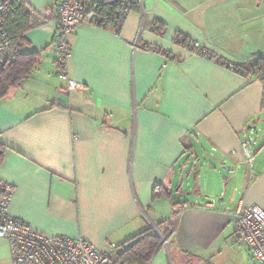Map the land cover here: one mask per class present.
<instances>
[{
	"label": "crops",
	"instance_id": "1",
	"mask_svg": "<svg viewBox=\"0 0 264 264\" xmlns=\"http://www.w3.org/2000/svg\"><path fill=\"white\" fill-rule=\"evenodd\" d=\"M21 1L34 22L17 44L38 55L0 99L8 213L110 255L149 227L173 224L149 264H258L237 236V211L264 210L263 85L220 61L264 58V0H140L118 33L87 15L69 37L72 90L54 60L57 0ZM156 186L171 197L152 199ZM0 264H11L4 239Z\"/></svg>",
	"mask_w": 264,
	"mask_h": 264
},
{
	"label": "built area",
	"instance_id": "2",
	"mask_svg": "<svg viewBox=\"0 0 264 264\" xmlns=\"http://www.w3.org/2000/svg\"><path fill=\"white\" fill-rule=\"evenodd\" d=\"M20 0H0V73L5 63L12 59L14 47L7 29L14 5ZM32 23L34 11L27 10ZM85 12L83 0H57L54 60L57 76L66 83L68 90L78 88V84L67 74L68 60L71 57L69 37L81 24ZM130 12L128 7L117 12L123 22ZM196 48L202 47L195 42ZM201 53L207 57L206 48ZM217 59V58H214ZM234 70L232 64L220 61ZM254 140H245L241 144L243 162L250 166L254 157ZM12 187L0 180V239L7 241L11 264H120L113 255L103 253L82 238H69L60 235H46L31 229L26 222L12 217L8 213L12 196ZM212 203L202 207L210 208ZM173 212L178 214L175 207ZM237 236L244 243L258 264H264V210L256 205L243 206L237 211ZM166 240H162L165 244Z\"/></svg>",
	"mask_w": 264,
	"mask_h": 264
},
{
	"label": "trees",
	"instance_id": "3",
	"mask_svg": "<svg viewBox=\"0 0 264 264\" xmlns=\"http://www.w3.org/2000/svg\"><path fill=\"white\" fill-rule=\"evenodd\" d=\"M84 1L85 12L82 22L87 15L93 17L92 22L95 25L106 27L111 26L113 30L118 33L123 22L119 21L117 12L124 7H128L130 11L140 9V0H103L101 2H94L87 6ZM31 26V18L20 0L14 5L12 16L8 20L7 29L14 47V55L11 60L7 61L0 73V99L3 98L10 88L18 86L33 70L38 53H24L19 49L17 40L22 33ZM155 31L161 33L163 25L154 26ZM180 38V36H177ZM176 37V38H177ZM177 38V39H179ZM184 44L188 46L194 53L205 56L201 53L203 46L196 48L195 42H188L183 38ZM177 41V40H176ZM207 57L213 58L209 52ZM234 71L246 76L257 77L263 85V102L264 105V58H258L254 61H248L242 64H236ZM169 193L162 186H156L152 192V199L158 197H171ZM180 203H173V207H178ZM163 222L156 224V228L149 227L146 231L131 238L122 249L113 254L115 260L120 264H149L152 256L161 247L162 240L168 239L173 229V224L167 226L165 229H160Z\"/></svg>",
	"mask_w": 264,
	"mask_h": 264
},
{
	"label": "rangeland",
	"instance_id": "4",
	"mask_svg": "<svg viewBox=\"0 0 264 264\" xmlns=\"http://www.w3.org/2000/svg\"><path fill=\"white\" fill-rule=\"evenodd\" d=\"M253 133H254V134H257L258 132H257V130H255V131H253ZM199 166H200V167H203L202 164H199ZM222 172H223L225 175H227V173H226L225 171H222ZM185 181H186V179H185ZM183 188H185V187H182V189H183ZM174 190H176V189H174ZM176 197H177V196H176Z\"/></svg>",
	"mask_w": 264,
	"mask_h": 264
}]
</instances>
